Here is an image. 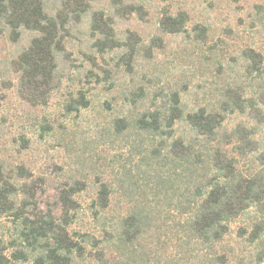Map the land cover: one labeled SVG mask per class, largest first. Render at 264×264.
I'll list each match as a JSON object with an SVG mask.
<instances>
[{
  "label": "trees",
  "instance_id": "trees-1",
  "mask_svg": "<svg viewBox=\"0 0 264 264\" xmlns=\"http://www.w3.org/2000/svg\"><path fill=\"white\" fill-rule=\"evenodd\" d=\"M242 1L0 0V86L25 108L57 100L68 119L105 106L72 142L81 175L110 174L91 203L97 237L72 227L81 179L68 176L55 215L32 171L0 156V264H84L92 248L97 264H217L233 224L262 261L264 1L239 19L235 50L211 17Z\"/></svg>",
  "mask_w": 264,
  "mask_h": 264
},
{
  "label": "rangeland",
  "instance_id": "rangeland-1",
  "mask_svg": "<svg viewBox=\"0 0 264 264\" xmlns=\"http://www.w3.org/2000/svg\"><path fill=\"white\" fill-rule=\"evenodd\" d=\"M252 1L256 0L242 1L237 6L234 4L223 6L211 14L217 34L232 46L231 50L248 42L245 33H241L243 31L239 19ZM228 29L232 33L226 32ZM234 33H238V38L232 37ZM56 102L57 100H52L48 103V107L41 111L25 108L0 86V156L14 163H23L32 171L39 185L37 200L40 207L53 209L55 215L60 214L58 194L65 182L69 181L68 176L81 179L85 189L76 196L80 210L72 227L76 232L91 233L101 237L104 228L100 221L93 219L91 203L97 196L99 183L109 181L110 174L107 169L102 168L96 172L86 170V174L81 175L78 170L80 168L75 163L76 144L72 139L78 137L76 134L79 130L88 131L87 125L92 126L94 130L101 117L98 111L105 114L106 108L97 104L92 110L84 111L82 116L68 119L62 116V111L59 110V104ZM44 116L50 125L56 127L53 133L45 134L38 126L36 120ZM61 124L64 127L68 126V130L61 132L58 128ZM118 202V195L110 196L108 210L110 214H116L122 209L123 203ZM239 226L233 224L230 233L217 247L225 258L217 264H264V257L260 263L254 262L257 257L254 246L239 236ZM91 248L89 245L88 249ZM91 252L92 255L86 257L84 264H97L93 256L95 249L92 248Z\"/></svg>",
  "mask_w": 264,
  "mask_h": 264
}]
</instances>
